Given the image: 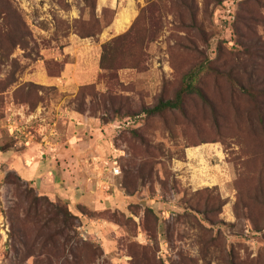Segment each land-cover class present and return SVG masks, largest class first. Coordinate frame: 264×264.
I'll list each match as a JSON object with an SVG mask.
<instances>
[{"label":"rangeland","instance_id":"obj_1","mask_svg":"<svg viewBox=\"0 0 264 264\" xmlns=\"http://www.w3.org/2000/svg\"><path fill=\"white\" fill-rule=\"evenodd\" d=\"M263 92L264 0H0V264H264Z\"/></svg>","mask_w":264,"mask_h":264},{"label":"trees","instance_id":"obj_2","mask_svg":"<svg viewBox=\"0 0 264 264\" xmlns=\"http://www.w3.org/2000/svg\"><path fill=\"white\" fill-rule=\"evenodd\" d=\"M96 33L91 32V34L85 35L83 37L94 36ZM106 58V52L104 51L101 58L102 68H106L104 61ZM202 71V67H195L189 71L184 77V83L181 88H179L175 95L171 98H160L158 102L153 106H144L141 110L147 114H162L166 110H176L183 108L186 98L188 95L196 93L202 99L206 100V93L204 90L197 84V79L199 74ZM91 84L85 85L84 87H90ZM264 93V92H263ZM31 92H27L25 98H31Z\"/></svg>","mask_w":264,"mask_h":264},{"label":"crops","instance_id":"obj_3","mask_svg":"<svg viewBox=\"0 0 264 264\" xmlns=\"http://www.w3.org/2000/svg\"><path fill=\"white\" fill-rule=\"evenodd\" d=\"M79 133V132H78ZM73 136H76V137H73ZM78 134H74V135H72L71 136V139H70V144H67L68 145V147L66 148V147H61L60 148V150H58L57 152H59L60 153V156L61 157H63V160L67 157V154H71V158H69V159H71V161H76L78 158H79V156H78V154H79V151H81V149H82V144H83V142H81V140H79L78 139ZM88 143V142H87ZM86 143V144H87ZM96 150H98V154H101V153H99V147L98 148H96ZM15 152H17L16 150H14L13 152H11V151H9V152H6L7 154L8 153H10V154H12V153H15ZM35 152V150H34V147H30V148H27L25 151H23V152H21V155H22V157H24V158H31V157H33V153ZM42 152V151H41ZM94 152V151H93ZM92 152V153H93ZM95 152H97V151H95ZM78 153V154H77ZM74 154V156H72ZM1 158V157H0ZM2 158H4V157H2ZM5 159V158H4ZM3 159V160H4ZM20 160V159H19ZM33 161V163L32 162H27L25 159H23L22 158V160H20L19 161V163L22 161L23 163H20V164H23V165H21V167L23 168V170H26V172H27V174H31V173H33V172H35V171H31V169L30 168H33V166H34V164L36 163L35 161L36 160H40L41 162H44V160H45V156H43V154H41V155H39V157H38V159L37 158H33L32 159ZM35 162V163H34ZM63 162V161H62ZM64 162H66V161H64ZM41 167V166H40ZM29 170V171H28ZM39 171V170H38ZM41 171V170H40ZM39 171V172H40ZM69 177V174H65V176L64 177H67V176ZM71 176V175H70ZM85 180V179H84ZM86 181V180H85ZM83 182V181H82ZM65 184L66 185H68L69 184V182L68 181H66L65 182ZM76 184V183H75ZM83 184V183H82ZM75 186H77V185H75ZM73 188H77V187H73ZM72 188V189H73ZM79 188H81V187H79ZM74 190H77V189H74Z\"/></svg>","mask_w":264,"mask_h":264},{"label":"built area","instance_id":"obj_4","mask_svg":"<svg viewBox=\"0 0 264 264\" xmlns=\"http://www.w3.org/2000/svg\"><path fill=\"white\" fill-rule=\"evenodd\" d=\"M128 123H130V122H128ZM115 127H116L117 129H119V130H120V129H123V127H124V123H117V124L115 125ZM101 156H102L101 154H98V151H97V152L94 151L93 153H91V154L89 155V158L86 160L87 163L89 164V167H90V171H89V173H88V177H89L90 179H91V167H92V169L95 170V172H94V175H95V173H96V171H97V167L101 165V162L104 161L103 165H105V164L108 163V161L106 160V155H105V153H104L103 159H100ZM103 165H102V166H103ZM104 168H106V166H104ZM121 173H122V170H121L120 166H118V165H116V164L113 165V166L110 168V175H111L112 178L121 175ZM97 176H99V173L96 175V177H97Z\"/></svg>","mask_w":264,"mask_h":264},{"label":"bare ground","instance_id":"obj_5","mask_svg":"<svg viewBox=\"0 0 264 264\" xmlns=\"http://www.w3.org/2000/svg\"><path fill=\"white\" fill-rule=\"evenodd\" d=\"M103 2H106L108 0H102ZM133 18V12L131 10H123L120 14L119 17L117 18L115 22V27L117 30H122L126 29V27L131 23V20ZM214 145V144H213ZM199 147H194L192 149L193 155H196L195 152L199 151Z\"/></svg>","mask_w":264,"mask_h":264}]
</instances>
